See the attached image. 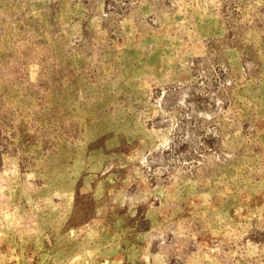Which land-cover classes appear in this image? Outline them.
Returning <instances> with one entry per match:
<instances>
[{
    "label": "rangeland",
    "instance_id": "1",
    "mask_svg": "<svg viewBox=\"0 0 264 264\" xmlns=\"http://www.w3.org/2000/svg\"><path fill=\"white\" fill-rule=\"evenodd\" d=\"M0 264H264V0H0Z\"/></svg>",
    "mask_w": 264,
    "mask_h": 264
}]
</instances>
